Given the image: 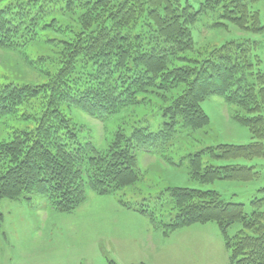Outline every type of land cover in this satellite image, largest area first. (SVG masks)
<instances>
[{
	"label": "trees",
	"instance_id": "obj_1",
	"mask_svg": "<svg viewBox=\"0 0 264 264\" xmlns=\"http://www.w3.org/2000/svg\"><path fill=\"white\" fill-rule=\"evenodd\" d=\"M253 1L215 0L213 5L222 9V21L243 23L259 34L264 24L250 9ZM58 7L82 11L76 25L61 27L55 17L47 19ZM201 11L179 0H11L0 5V48L30 46L42 40L43 30L64 36L46 35L45 43L59 48L56 57L29 61L50 66L46 81L0 83V120L28 122L0 141V200H32L40 193L53 209L68 212L81 204L86 188L106 194L130 185L140 178L136 145L164 144L182 130L204 127L209 117L201 103L211 95L245 112L238 118L253 141L189 154L190 170L204 182L257 179L261 170L255 164L203 165L205 154L229 161L264 158V68L260 53L250 51L256 43L250 39L225 41L202 60L188 57ZM150 96L159 106L160 129L152 131L149 117L142 116L130 134L120 125L104 149L87 142L64 112L80 106L105 119L149 103ZM257 193L248 213L243 203L227 201L217 191L176 187L170 189L174 212L162 224L170 230L216 222L231 264H264V185ZM236 223L241 229L230 235Z\"/></svg>",
	"mask_w": 264,
	"mask_h": 264
},
{
	"label": "rangeland",
	"instance_id": "obj_2",
	"mask_svg": "<svg viewBox=\"0 0 264 264\" xmlns=\"http://www.w3.org/2000/svg\"><path fill=\"white\" fill-rule=\"evenodd\" d=\"M9 1L1 0L0 5ZM179 1L202 9L192 26L195 46L193 51L186 53L188 57L202 60L225 41L250 39L256 40L250 51L260 53L258 65L264 68V32L258 34L251 29L245 30L243 23L239 27L222 21L218 18L222 9L213 5L215 0ZM56 9L47 19L55 17L61 27L67 23L76 25L82 13ZM250 9L259 12L260 23L264 24V0H254ZM48 33L64 38L53 29ZM48 33L43 30L42 40L25 48H0V83L46 81L47 72H52L50 66L31 65L29 61L40 55L57 56L59 48L45 43ZM149 98L147 104L127 108L105 119L88 114L80 106H67L64 112L87 142L104 149L120 125L130 134L142 116L149 117L147 125L152 131L160 129L159 106L155 105L157 101L153 96ZM201 106L209 117V123L201 129L182 130L164 144L136 145V169L140 178L128 183L130 185L106 194L86 188L81 204L68 212L53 209L48 197L40 193L32 194V200L1 199L0 264H231L216 222L170 230L162 224L170 220L172 208H175L170 189H211L227 201L243 203L249 213L252 198L264 185V170L261 169L264 158L229 161L205 154L203 165L255 164L258 171L261 170L260 176L250 182L197 179L199 173L190 170L189 154L218 144L245 145L253 141L249 128L238 118L239 113H245L240 107L226 103L218 95L207 96ZM128 112L133 116H128ZM26 124L28 122L14 117L1 119L0 141L8 138L16 127ZM239 229L241 225L236 223L230 227L229 234Z\"/></svg>",
	"mask_w": 264,
	"mask_h": 264
}]
</instances>
